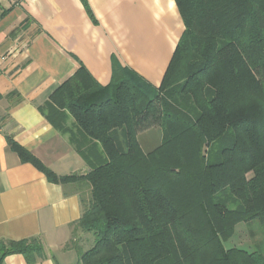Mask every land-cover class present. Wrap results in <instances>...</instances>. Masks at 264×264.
I'll return each mask as SVG.
<instances>
[{"label":"trees","instance_id":"16d2710c","mask_svg":"<svg viewBox=\"0 0 264 264\" xmlns=\"http://www.w3.org/2000/svg\"><path fill=\"white\" fill-rule=\"evenodd\" d=\"M174 2L184 30L158 86L113 59L108 84L79 66L40 107L85 175L55 176L8 139L50 182L87 188L77 264H264L226 245L242 223L264 234V0ZM9 255L46 258L36 238L0 240Z\"/></svg>","mask_w":264,"mask_h":264},{"label":"crops","instance_id":"0c3cea01","mask_svg":"<svg viewBox=\"0 0 264 264\" xmlns=\"http://www.w3.org/2000/svg\"><path fill=\"white\" fill-rule=\"evenodd\" d=\"M85 2L89 12L81 0L0 2V240L38 239L46 258L35 264H77L65 244L88 190L50 182L8 139L55 176L85 175L90 166L40 107L79 66L108 84L113 59L158 86L184 30L174 0ZM1 264L27 263L9 255Z\"/></svg>","mask_w":264,"mask_h":264},{"label":"rangeland","instance_id":"374dc122","mask_svg":"<svg viewBox=\"0 0 264 264\" xmlns=\"http://www.w3.org/2000/svg\"><path fill=\"white\" fill-rule=\"evenodd\" d=\"M4 3V0H0ZM148 140L153 141V147L159 143L160 133L159 131H151L148 133ZM92 238L88 234L81 233L75 227L72 228V235L68 242L65 244V249H72L74 247H81L83 250H87L91 245ZM228 247L235 246L246 250H255L264 254V234L261 226L257 220H253L248 223H242L236 226L234 235L226 243Z\"/></svg>","mask_w":264,"mask_h":264},{"label":"built area","instance_id":"2783aa9c","mask_svg":"<svg viewBox=\"0 0 264 264\" xmlns=\"http://www.w3.org/2000/svg\"><path fill=\"white\" fill-rule=\"evenodd\" d=\"M14 1H19V0H14Z\"/></svg>","mask_w":264,"mask_h":264}]
</instances>
